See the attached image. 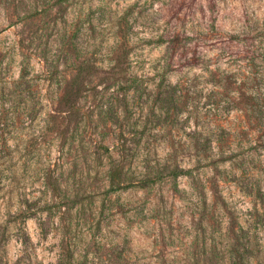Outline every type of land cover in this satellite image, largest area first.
<instances>
[{
  "label": "rangeland",
  "instance_id": "1",
  "mask_svg": "<svg viewBox=\"0 0 264 264\" xmlns=\"http://www.w3.org/2000/svg\"><path fill=\"white\" fill-rule=\"evenodd\" d=\"M116 61L141 79L137 90L120 87ZM22 65L46 108L32 123L8 113L10 142L27 159L59 162L71 197L63 221L90 264H236L229 249L240 229L247 264H264V125L252 108L264 102V0H0V79H18ZM80 69L81 120H64L60 150L38 135L46 112L60 128L59 81ZM209 142L233 159L220 172L197 158ZM122 151L132 184L116 190L109 170ZM174 167L194 171L174 179ZM21 186L44 196L35 167ZM39 217L28 232L54 264L60 231L47 226L43 238ZM19 249L14 241L12 258Z\"/></svg>",
  "mask_w": 264,
  "mask_h": 264
},
{
  "label": "trees",
  "instance_id": "2",
  "mask_svg": "<svg viewBox=\"0 0 264 264\" xmlns=\"http://www.w3.org/2000/svg\"><path fill=\"white\" fill-rule=\"evenodd\" d=\"M178 41L181 42L182 39H178ZM172 42L176 41L173 40ZM111 71L114 76L121 80L120 87L123 90L135 91L138 89L141 79L136 74H131L128 64H121L120 61H116ZM206 71L212 77V82H218L216 80L217 75L219 76L217 72L209 69ZM85 73L86 71L83 72L80 69L70 81H64L65 83L59 81L61 86L65 85L62 94L58 98L59 112L64 115L60 128L57 125L58 117H55L52 113H45L40 130L41 134L38 137L50 141L59 140L60 150L63 149L65 142L69 139V129L62 128V124L65 123L64 120L68 121V127L71 123L75 122L77 124L81 120L79 118V102L85 89L82 77ZM215 84L217 85V83ZM37 86L36 80L31 78L27 68L23 65L18 79L13 81L0 79V264H46L40 259L37 245L27 228V222L30 219L37 218L39 214L40 221L38 225L43 238L47 237V226L58 225L60 231L59 255L54 264H90L87 254L79 251L77 249L78 244L72 240V225L63 221L65 215L69 213L68 205L71 197L63 189L59 162L57 159L48 156H45L44 161L41 162L27 159V155L22 154L23 146L20 147V144H18L14 147L10 142L8 113L18 112L24 117V120L32 123L37 111L42 112L46 108L44 104L45 96L36 95ZM253 100V111L259 123L264 125V102L260 99ZM213 142L203 146L201 149L202 155L197 158L200 162L203 160L209 161L214 170L220 172L222 166L233 159L226 156L227 151L221 150L224 149L222 146H219L220 152L214 153ZM31 145L29 144L28 147ZM28 147L26 145L25 150ZM17 152L20 153V157H17ZM121 155L120 159L111 163L109 170L110 185L116 186V190L127 188L129 184H132L128 168L130 162L126 158L125 151H122ZM241 164L243 162L237 163L238 166ZM31 167H35L40 174L41 185L45 190L42 199L30 197L29 194L22 192V177L26 169ZM238 168L240 169V167ZM193 171L194 169L174 167L167 174L176 179L181 175H191ZM162 177V175H159L154 180L162 179ZM140 183H146V181L142 180ZM207 187L212 190L219 189V185L215 181L213 183L209 182ZM44 214H47L48 219L46 221H49V223L44 221ZM233 232V241L229 249L230 258L236 264H247L250 249L249 239L242 229H240V232L237 230ZM14 241L20 245V249L16 256L12 258L10 246Z\"/></svg>",
  "mask_w": 264,
  "mask_h": 264
}]
</instances>
